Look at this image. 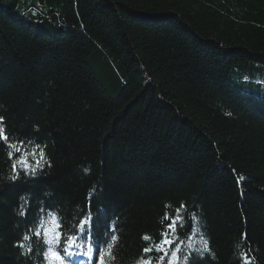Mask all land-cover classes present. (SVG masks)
I'll use <instances>...</instances> for the list:
<instances>
[{"label": "trees", "instance_id": "obj_1", "mask_svg": "<svg viewBox=\"0 0 264 264\" xmlns=\"http://www.w3.org/2000/svg\"><path fill=\"white\" fill-rule=\"evenodd\" d=\"M0 116L21 145L0 142V264H48L50 211L66 236L91 217L96 258L65 264L112 235L113 264H136L181 204L180 264L193 213L195 264H264V0H0Z\"/></svg>", "mask_w": 264, "mask_h": 264}, {"label": "snow or ice", "instance_id": "obj_2", "mask_svg": "<svg viewBox=\"0 0 264 264\" xmlns=\"http://www.w3.org/2000/svg\"><path fill=\"white\" fill-rule=\"evenodd\" d=\"M230 115V114H229ZM0 142H3L6 147L9 149L7 155L11 160L15 154L21 151V145L19 141L13 142L10 139V136L6 130L5 119L3 116H0ZM36 147H40L37 145ZM31 155L35 157L36 152H31L21 157L19 160L12 164V175L10 179L16 181L19 178L20 169L25 173L30 175H35L37 167L42 166L41 161L37 160L36 166H33L29 163L27 156ZM43 149L40 150L39 156L41 159L44 158ZM18 165L20 166L18 168ZM50 166V165H49ZM87 171V170H85ZM169 207L168 205L165 206ZM186 208V205L181 204L179 208L175 209V215H170L168 212H165L163 217L160 219L161 225H163V230L159 233L161 239L159 242L153 241L152 237L148 234H144L141 239L144 241L150 242L147 247L142 249L143 255L139 260L136 261V264H152V258L148 256L149 253L155 251L161 253L157 260V264H164L165 258L168 259V264H180L181 257L178 253L181 251L179 247H173L176 244V241L179 240V235L177 234V228H182L184 224V218L181 215L183 209ZM44 209H40L41 213H44ZM20 215H25V211H21ZM189 218L193 221V230L194 234H200V245L201 247L195 248L190 244L189 247L192 249L190 252L185 254L183 259V264H189V260L193 259V264H195V258H193V253H195L196 258L203 260L205 253H210L211 248L209 241L203 236V233L200 232L199 227L196 226L199 223V218L193 213L189 215ZM165 221L168 223L165 224ZM91 217L82 218L78 225H76V230L79 235L66 236L63 223L60 216L55 212H48L46 216L41 215L38 218V223L33 234L40 239H43V242L48 245L47 251L45 252V257L48 260V264H65L66 260L71 261L77 256H84L90 259L96 258V252L94 251V245L89 240L85 243H80L79 241L84 236L85 226L87 225L90 228ZM113 232L115 229L112 230ZM175 237L172 239L171 237ZM244 239L247 238V235L244 234ZM31 235H25L24 240H31ZM118 237L112 235L109 242L106 246L99 251L98 259H96V264H113L116 257L114 254V248L116 246V241ZM24 247V245H20ZM237 248H240V245H237ZM29 251L31 248L29 247ZM61 252L64 255H61ZM170 253V254H169ZM242 264H255V257L250 256L249 253L241 251L239 253ZM147 256V259L145 258Z\"/></svg>", "mask_w": 264, "mask_h": 264}]
</instances>
